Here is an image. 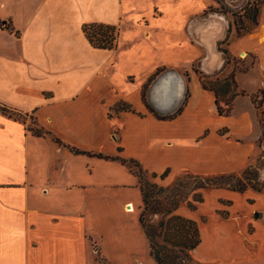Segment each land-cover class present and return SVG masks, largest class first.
I'll return each instance as SVG.
<instances>
[{
    "label": "rangeland",
    "instance_id": "rangeland-1",
    "mask_svg": "<svg viewBox=\"0 0 264 264\" xmlns=\"http://www.w3.org/2000/svg\"><path fill=\"white\" fill-rule=\"evenodd\" d=\"M29 1L15 0V18L20 15V6ZM252 4H258L257 25L243 16L244 8ZM155 10L160 13L158 18L153 17ZM85 15L92 18L100 15L113 21L118 30L115 53L122 54L129 45H136L137 51H141L136 60L145 48L164 53L174 51L185 61L201 51L215 54L217 48L228 50L233 60L227 65L223 62L220 70L206 73L195 62L191 70L183 68L174 73L168 86L171 91L168 100L172 101L176 92L181 94L178 105L174 104L175 108L169 112L158 111L148 98L151 86L167 69L163 67L156 75L152 73L142 84L140 97L143 93L145 102L158 115L173 113L182 104L186 88L190 90L188 105L191 80L197 76L195 70L222 78L233 67L254 61L248 71L237 73L239 88L247 95L234 99L229 119L233 129L229 116H218L210 98L197 108H190L171 123L172 127L165 126L154 133H149L147 125L137 119L115 117L121 111L138 114L126 103H116L109 109L103 105L97 109L91 102L83 103L78 108L79 113L67 114L64 120L60 116L52 117L47 125L64 144L103 155L134 158L148 170L147 179L164 189L160 198L163 210L177 202L174 213L192 218L199 225L201 242L190 253L193 264H264V229L257 231V227L264 225V216L254 217L256 211L264 215V103L263 115H259L249 97L258 87L264 90V35L254 39L255 45L247 42L254 45L253 48L241 50L245 45L243 37L255 34L261 23L263 29L264 0H109L104 6L89 8ZM219 15L224 17L218 19ZM236 27L250 30L238 36ZM147 30L150 33L146 38ZM221 55L225 61L222 52ZM139 66L128 58L112 71L113 76L120 83L123 73L129 72L136 80ZM108 71L111 73L110 68ZM123 83L127 81L124 79ZM258 115L262 118V128ZM33 118L26 114L19 119L26 129H35ZM258 137L260 142L256 143ZM205 138L209 139L202 144ZM219 140L222 149L210 146L220 145ZM52 145L55 152L58 144L52 141ZM116 146L123 151L118 152ZM60 148L74 158H67L66 176L53 166L51 179L59 186L74 184L75 177L80 182L76 192L72 190L60 196L58 203L74 216V223L79 227L75 248L82 264H107L105 260L110 264H155L138 223L141 197L137 177L119 161L74 154L67 147ZM164 165L171 166L172 171L160 179L158 175ZM152 169L160 171L155 172V178L151 177ZM220 174L233 176H227L224 185L199 187L207 179L219 182L214 177ZM236 187H243V191L234 190ZM198 196L202 197V202L194 201ZM223 212L227 213L225 217L221 216ZM160 217V214L149 215L153 223ZM91 244L105 260L99 257V262L95 261Z\"/></svg>",
    "mask_w": 264,
    "mask_h": 264
},
{
    "label": "crops",
    "instance_id": "crops-1",
    "mask_svg": "<svg viewBox=\"0 0 264 264\" xmlns=\"http://www.w3.org/2000/svg\"><path fill=\"white\" fill-rule=\"evenodd\" d=\"M108 3L109 0H30L20 6V15L15 18V0H0V103L33 116L37 127L55 137L58 136L50 130L47 121L55 116L64 120L67 114L79 113L78 108L83 103H94L97 109L101 105L109 109L116 103H126L138 114L121 111L115 117L137 119L147 125L149 133L161 131L165 126L172 127L190 108H197L206 98L212 99L214 105L213 94L201 89L196 76L191 80L190 101L176 118L159 120L147 112L140 89L158 68L165 67L164 73H177L183 68L191 70L196 62L200 70L209 73L223 67V56L218 50L215 54L201 51L185 61L174 51L164 53L145 48L140 59L136 60L137 53L141 52L137 51L136 45H129L122 54L115 53L117 45L111 50L94 48L85 38L82 25L88 22L114 24L103 16L92 18L85 14L89 8L92 10ZM153 13V17L160 16L157 10ZM263 29L261 23L255 34L243 37L241 40L245 45L241 50L253 48L254 39L264 35ZM192 30L190 27L194 40ZM147 31L146 38L150 33ZM142 40L146 42L147 39ZM247 42H254V45ZM128 58L131 63L140 64L139 76L134 80V75L124 72L119 83L112 71ZM124 79L127 83H123ZM172 79L168 81L172 82ZM235 79L237 82V74ZM156 84L154 82L151 86L149 101L158 111L169 112L178 105L181 92L175 93V103L178 102L175 106L172 103V108L167 105L160 110L152 101L159 97L168 100L171 91L167 86L157 89ZM232 114L228 118L231 129L229 119ZM240 118L238 116V120ZM52 141L48 135H32L21 121L0 113V264H82L75 248L79 227L74 223V216L66 208H60L58 203L60 196L76 192L80 182L75 177L74 184L59 186L51 179L53 166L66 176L67 158L74 156L63 151L61 145H57L53 152ZM219 142L220 145L210 146L222 149L221 140ZM70 160L74 162V159ZM166 168L172 171L169 165H164L160 171ZM256 212L261 216L256 218ZM256 212L255 219L264 216L261 211ZM260 228L264 229V225L257 227V231ZM94 244L91 246L95 261L99 262V257L105 260Z\"/></svg>",
    "mask_w": 264,
    "mask_h": 264
},
{
    "label": "trees",
    "instance_id": "trees-1",
    "mask_svg": "<svg viewBox=\"0 0 264 264\" xmlns=\"http://www.w3.org/2000/svg\"><path fill=\"white\" fill-rule=\"evenodd\" d=\"M244 17L251 21L253 25H257V17L259 13L258 4L248 5L244 8ZM249 28H238L236 27V34L238 36L242 35L244 32H249ZM82 31L88 43L97 49L111 50L116 46L118 30L115 25L98 23V22H88L82 25ZM218 51L222 52L225 57L224 65L230 63L231 58L228 50L226 48H217ZM254 65V61L250 62L249 65H244L236 68L233 67L230 72L219 78L216 74H206L202 71L195 70L194 72L198 76V80L201 89L204 91L211 92L214 96V106L215 111L218 116H230L233 111L234 99L238 96L247 95V92L240 89L235 75L238 72H246L248 69ZM162 68H158L154 75L160 72ZM214 78V79H213ZM150 80V79H149ZM190 97V90L186 88L182 104L169 115H158L146 102L144 99V94L141 95V100L147 110L159 120H172L180 115L187 105L188 99ZM250 101L254 106L256 113L263 115L262 105L264 103V90L259 89L255 93L250 94ZM0 113L12 118L14 120L21 121L20 115L25 116L27 113H21L14 108L0 103ZM28 115V114H27ZM258 123L262 128V118H259ZM30 116V115H29ZM33 121L36 124L35 119ZM22 122V121H21ZM27 130L34 136L40 137L48 135L52 140L58 145L67 147L74 154H86L88 156H94L97 158H102L105 160L119 161L121 164L126 165L128 170L137 177L138 188L141 197V206L138 215V223L142 229L143 235L147 241L149 255L153 258L155 264H193V258L190 253L199 245L201 242L199 225L196 220L192 218H186L179 214H175L174 211L177 207V202H174L172 207L163 210L162 202L160 200L164 189L159 186L156 182H152L147 179L146 170L136 159L134 158H123L119 155L109 156L103 155L100 152L94 153L90 151L81 150L76 147L64 144L58 137H55L51 132L44 130L42 127H36L35 129L27 128ZM260 142V137L258 138ZM117 151L121 152L122 148L117 147ZM169 168L164 169L162 173L158 176L160 179H164L168 173ZM151 177H157L155 172H151ZM233 176L232 174L224 175L220 174L214 177L215 180L219 182H213L212 179H207L205 183L199 187H204L205 185L220 186L224 185L226 177ZM228 184V183H227ZM238 192L243 191V187L233 188ZM194 201L202 202V197L198 196ZM160 214V219L153 223L149 215ZM226 212L221 215L225 217Z\"/></svg>",
    "mask_w": 264,
    "mask_h": 264
},
{
    "label": "bare ground",
    "instance_id": "bare-ground-1",
    "mask_svg": "<svg viewBox=\"0 0 264 264\" xmlns=\"http://www.w3.org/2000/svg\"><path fill=\"white\" fill-rule=\"evenodd\" d=\"M173 76H174V73L167 72V73H164L162 76L158 77V79L155 81V83H157L156 84L157 89L158 88L161 89V88H164L165 86L168 87L169 85H171L172 82L171 81L169 82L168 80L173 78ZM176 95H178V93ZM152 102L158 109L163 110L164 106L165 108L167 107V105L171 107L172 103L174 104L176 101L174 99L173 102H170L169 100H164L163 98L159 97L156 100H153Z\"/></svg>",
    "mask_w": 264,
    "mask_h": 264
},
{
    "label": "water",
    "instance_id": "water-1",
    "mask_svg": "<svg viewBox=\"0 0 264 264\" xmlns=\"http://www.w3.org/2000/svg\"><path fill=\"white\" fill-rule=\"evenodd\" d=\"M259 216H261V213L256 212V213H255V217L258 218Z\"/></svg>",
    "mask_w": 264,
    "mask_h": 264
}]
</instances>
